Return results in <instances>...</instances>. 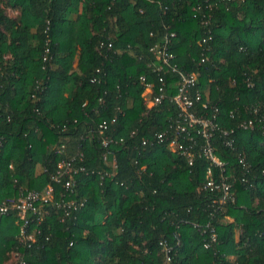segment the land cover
Here are the masks:
<instances>
[{
	"label": "trees",
	"instance_id": "16d2710c",
	"mask_svg": "<svg viewBox=\"0 0 264 264\" xmlns=\"http://www.w3.org/2000/svg\"><path fill=\"white\" fill-rule=\"evenodd\" d=\"M166 37L177 67L198 74L192 95L218 109L212 143L233 203L204 188L207 160L155 140L177 114L143 99L146 83L175 92L149 51ZM113 117L116 142L102 147L97 124ZM0 138V201L54 187L34 242L0 215V264H264V0H0ZM63 157L86 169L68 188L53 180ZM220 173L211 165L216 184ZM71 200L83 206H58Z\"/></svg>",
	"mask_w": 264,
	"mask_h": 264
},
{
	"label": "built area",
	"instance_id": "2783aa9c",
	"mask_svg": "<svg viewBox=\"0 0 264 264\" xmlns=\"http://www.w3.org/2000/svg\"><path fill=\"white\" fill-rule=\"evenodd\" d=\"M153 2L154 0H148ZM170 37L174 36V32H169ZM169 38L166 37L162 44H155L150 47L149 51L159 62L158 65H153L152 69L156 72L161 70H170L176 74V80L170 84L175 92L172 95H168L166 91L165 82L162 80L161 85L154 91V87L151 83H146V89L143 93L144 104L147 108L160 104L165 98H168L177 109V114L167 127L159 133L155 134V140L157 143H166V147L169 151L174 152L186 159L189 165H191L195 158H203L209 162L206 168V178L204 188L219 189L221 194L216 200L218 205L221 206L225 203H233L235 201V191L233 184L228 181V176L224 174V166L226 161L220 159L217 154L214 153V147L212 143L213 132L219 127L216 123L218 109L213 105H210L206 101H201L202 94L199 89L194 91L192 95L190 89L196 84L198 74L196 72L181 71L174 62V55L168 50ZM144 80V77H141ZM93 81V80H92ZM197 104L203 109H207L204 113H198ZM115 117L110 121L101 120L97 124L98 139L102 147H107L110 143L116 142L113 138L108 137L105 131L109 127V123L114 122ZM244 129H253L254 122L248 120L241 124ZM221 133L226 135L229 133L227 130L220 129ZM231 132V131H230ZM200 138H196V136ZM122 141V138L119 139ZM233 140H227L225 145L231 147ZM3 147V140L0 138V149ZM59 155H62L64 146L61 145L55 150ZM108 155H104V160L110 164V169L116 167L115 158L112 157L110 161L107 159ZM78 159H81L82 154H78ZM75 157L61 158L56 165V173L53 176V180L59 182L62 176H66L68 180L63 184L66 188L70 187L74 183L75 175L80 172L86 171L84 166L74 167L73 161ZM240 162L244 164L243 158L240 157ZM211 165L217 166L220 173V181L216 184L211 176ZM94 172V171H92ZM100 176H111L112 171H97ZM54 194V187L51 184L44 186L40 190L28 189L26 187H20L16 193V196L8 200L0 201V215L1 216H14L15 223L18 225L17 238L21 242H34L36 240V234L40 233V229L32 227L33 224L39 225L43 218L49 214V211L43 207L48 204ZM63 208L76 209L83 206V201L76 202L71 200L69 202H63L58 204ZM68 214V210L66 211ZM210 239L212 242L217 241V233L212 227L209 230ZM209 244H206V247ZM169 248L165 246L164 251L166 254L165 263L170 261L168 255ZM8 264H25V259L22 255L15 254V256L8 261Z\"/></svg>",
	"mask_w": 264,
	"mask_h": 264
},
{
	"label": "crops",
	"instance_id": "0c3cea01",
	"mask_svg": "<svg viewBox=\"0 0 264 264\" xmlns=\"http://www.w3.org/2000/svg\"><path fill=\"white\" fill-rule=\"evenodd\" d=\"M10 12H11V13H14L13 11H10ZM75 64H76V63L74 62V65H75ZM38 170H40V168H38ZM230 259L233 260V259H234V256H231Z\"/></svg>",
	"mask_w": 264,
	"mask_h": 264
}]
</instances>
